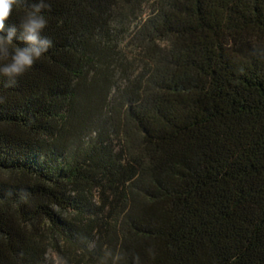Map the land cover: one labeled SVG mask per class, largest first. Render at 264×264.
I'll list each match as a JSON object with an SVG mask.
<instances>
[{
  "label": "trees",
  "instance_id": "obj_1",
  "mask_svg": "<svg viewBox=\"0 0 264 264\" xmlns=\"http://www.w3.org/2000/svg\"><path fill=\"white\" fill-rule=\"evenodd\" d=\"M36 3L51 46L0 73V264H264V0L6 23Z\"/></svg>",
  "mask_w": 264,
  "mask_h": 264
},
{
  "label": "clouds",
  "instance_id": "obj_2",
  "mask_svg": "<svg viewBox=\"0 0 264 264\" xmlns=\"http://www.w3.org/2000/svg\"><path fill=\"white\" fill-rule=\"evenodd\" d=\"M18 0H0V59L10 60L0 67V73L8 78L7 85L15 84L16 78L22 76L34 62L45 53L52 42L41 35L47 26V20L40 14L41 9L47 7L43 3H36L32 6L17 25H8L14 6ZM18 40L24 46L17 45L10 50L14 41Z\"/></svg>",
  "mask_w": 264,
  "mask_h": 264
},
{
  "label": "rangeland",
  "instance_id": "obj_3",
  "mask_svg": "<svg viewBox=\"0 0 264 264\" xmlns=\"http://www.w3.org/2000/svg\"><path fill=\"white\" fill-rule=\"evenodd\" d=\"M117 145V144H116ZM53 259L55 260V257L53 256Z\"/></svg>",
  "mask_w": 264,
  "mask_h": 264
}]
</instances>
